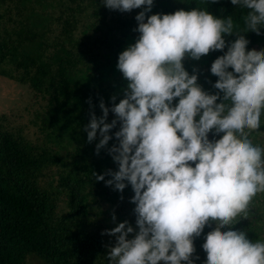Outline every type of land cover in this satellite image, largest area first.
I'll return each instance as SVG.
<instances>
[{
	"label": "clouds",
	"instance_id": "9594fccd",
	"mask_svg": "<svg viewBox=\"0 0 264 264\" xmlns=\"http://www.w3.org/2000/svg\"><path fill=\"white\" fill-rule=\"evenodd\" d=\"M231 3L247 10L243 26L231 16L216 18L200 8L154 14L145 22L153 0H104L111 10L144 9L135 17L138 40L118 57L117 68L129 82L124 98L116 104L113 96L111 108L101 100L102 115L90 111L84 128L88 143L99 137L95 154L107 148L118 166L93 173L96 181L120 193L130 185L134 192V237L128 238L134 233L128 221L101 233L116 237L110 264H194V238L211 223L216 227L202 245L205 264H264V241L251 242L245 232L230 227L249 218L252 202L264 194V146L252 138L264 135L258 132L264 113V50H246L244 35H260L264 0ZM226 35L237 38L226 43ZM226 47L210 68L218 77L213 85L218 93L209 94L182 61ZM109 112L115 116L111 123ZM117 124V143L108 148ZM213 130L222 137L210 141ZM226 226L229 230L221 231Z\"/></svg>",
	"mask_w": 264,
	"mask_h": 264
},
{
	"label": "trees",
	"instance_id": "16d2710c",
	"mask_svg": "<svg viewBox=\"0 0 264 264\" xmlns=\"http://www.w3.org/2000/svg\"><path fill=\"white\" fill-rule=\"evenodd\" d=\"M198 8L220 19L231 16L241 26L247 11L231 0H153L145 22L154 14ZM143 10H111L104 0H0V77L42 102L29 129L0 114V264H110L116 237L101 233L124 221L134 229L129 239L138 231L131 186L120 193L96 181L93 173L117 171L118 166L107 148L95 154L99 137L88 143L84 128L90 111L102 115L101 100L111 108L113 96L116 104L124 98L129 82L117 68L118 57L138 40L135 17ZM244 35L246 50H264V27L260 35ZM236 38L224 36L226 43ZM226 52L227 47L211 51L200 60L186 55L183 67L198 76L202 90L217 94L213 85L218 77L210 68ZM113 119L109 112L107 122ZM118 130L119 124L108 148L117 143ZM258 132L264 133V113ZM222 135L213 130L208 138ZM252 138L264 146V135ZM215 227L211 223L194 238V264H205L204 236ZM230 227L245 232L251 242L264 241V194L252 202L249 218Z\"/></svg>",
	"mask_w": 264,
	"mask_h": 264
},
{
	"label": "rangeland",
	"instance_id": "374dc122",
	"mask_svg": "<svg viewBox=\"0 0 264 264\" xmlns=\"http://www.w3.org/2000/svg\"><path fill=\"white\" fill-rule=\"evenodd\" d=\"M41 104L38 98L27 97L25 89L15 81L0 77V114H7L11 120L14 118V124L19 123L29 129Z\"/></svg>",
	"mask_w": 264,
	"mask_h": 264
}]
</instances>
